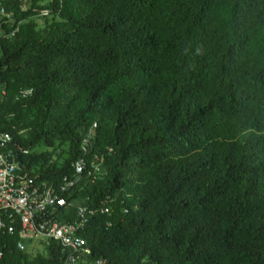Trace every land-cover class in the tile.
I'll return each mask as SVG.
<instances>
[{"label":"trees","instance_id":"1","mask_svg":"<svg viewBox=\"0 0 264 264\" xmlns=\"http://www.w3.org/2000/svg\"><path fill=\"white\" fill-rule=\"evenodd\" d=\"M0 133L57 192L86 159L54 217L97 210L92 261L264 264V0H0Z\"/></svg>","mask_w":264,"mask_h":264},{"label":"built area","instance_id":"2","mask_svg":"<svg viewBox=\"0 0 264 264\" xmlns=\"http://www.w3.org/2000/svg\"><path fill=\"white\" fill-rule=\"evenodd\" d=\"M49 11H41L40 16H48ZM33 94V90L21 93L23 98ZM97 125L90 128L83 137L82 151L87 155L96 136ZM30 151L15 144L10 134L0 133V259L5 255V238L17 236L19 242L28 250L37 253L46 250L51 242L61 245L67 256L64 264H106V261H92V250L81 232L89 223V216L97 210L87 207L77 208L74 223H61L54 216L71 204L62 193L69 192L81 179V173L87 168L85 158L74 163L77 174L74 180L65 177L60 192L47 181H40L25 162L24 157ZM93 173L100 174L99 163H93ZM111 199H108L107 205ZM104 215H111V208L101 210ZM42 252V251H41Z\"/></svg>","mask_w":264,"mask_h":264},{"label":"rangeland","instance_id":"3","mask_svg":"<svg viewBox=\"0 0 264 264\" xmlns=\"http://www.w3.org/2000/svg\"><path fill=\"white\" fill-rule=\"evenodd\" d=\"M41 150H38V152H40ZM62 150H60L59 152H61ZM41 251H43L44 252V250H41ZM45 253V252H44Z\"/></svg>","mask_w":264,"mask_h":264}]
</instances>
